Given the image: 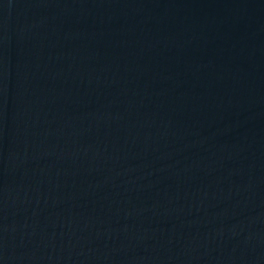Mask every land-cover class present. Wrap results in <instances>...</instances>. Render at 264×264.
Segmentation results:
<instances>
[{"label":"water","instance_id":"95a60500","mask_svg":"<svg viewBox=\"0 0 264 264\" xmlns=\"http://www.w3.org/2000/svg\"><path fill=\"white\" fill-rule=\"evenodd\" d=\"M0 120L153 264H264V0H0Z\"/></svg>","mask_w":264,"mask_h":264}]
</instances>
